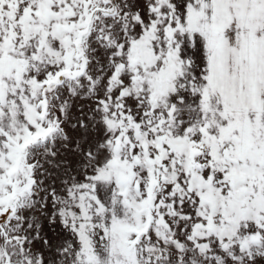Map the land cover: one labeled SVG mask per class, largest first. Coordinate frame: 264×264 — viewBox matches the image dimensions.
Listing matches in <instances>:
<instances>
[{"label":"snow or ice","instance_id":"obj_1","mask_svg":"<svg viewBox=\"0 0 264 264\" xmlns=\"http://www.w3.org/2000/svg\"><path fill=\"white\" fill-rule=\"evenodd\" d=\"M0 264H264V0H0Z\"/></svg>","mask_w":264,"mask_h":264}]
</instances>
